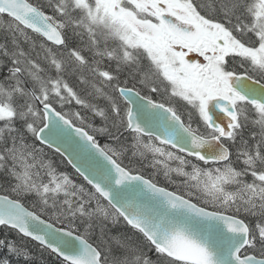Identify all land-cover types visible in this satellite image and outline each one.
<instances>
[{
    "label": "snow or ice",
    "instance_id": "6c2138e0",
    "mask_svg": "<svg viewBox=\"0 0 264 264\" xmlns=\"http://www.w3.org/2000/svg\"><path fill=\"white\" fill-rule=\"evenodd\" d=\"M0 264H264V0H0Z\"/></svg>",
    "mask_w": 264,
    "mask_h": 264
}]
</instances>
